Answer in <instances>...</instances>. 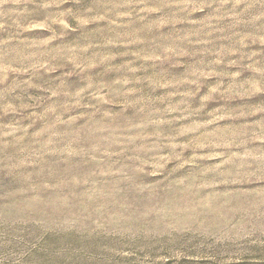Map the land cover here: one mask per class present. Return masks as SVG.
Masks as SVG:
<instances>
[{
	"label": "rangeland",
	"instance_id": "rangeland-1",
	"mask_svg": "<svg viewBox=\"0 0 264 264\" xmlns=\"http://www.w3.org/2000/svg\"><path fill=\"white\" fill-rule=\"evenodd\" d=\"M0 264H264V0H0Z\"/></svg>",
	"mask_w": 264,
	"mask_h": 264
}]
</instances>
